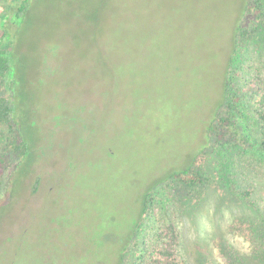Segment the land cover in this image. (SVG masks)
<instances>
[{
	"label": "rangeland",
	"instance_id": "374dc122",
	"mask_svg": "<svg viewBox=\"0 0 264 264\" xmlns=\"http://www.w3.org/2000/svg\"><path fill=\"white\" fill-rule=\"evenodd\" d=\"M52 1L34 2L14 54L37 85L24 129L33 165L25 183L17 176L13 200L0 209V264H113L146 190L202 142L197 124L217 100L228 59L220 56L236 20L245 33L238 38L240 65L249 67L252 81L264 77V42L254 39L264 28V0H250L240 18L243 0ZM42 8L47 13L37 12ZM244 93L234 96L235 107ZM212 140L211 149L225 147ZM250 146L240 151L236 201L223 193L221 169L212 170L207 157L213 182L197 191L160 186L151 194L149 219L173 222L192 244L201 231L186 211L207 201L203 222L218 259L229 264L225 247L232 244L264 263V239L249 247L252 227L244 217L264 218V155L256 159ZM246 188L262 200L255 210L245 203ZM139 231L143 240L144 224Z\"/></svg>",
	"mask_w": 264,
	"mask_h": 264
},
{
	"label": "trees",
	"instance_id": "16d2710c",
	"mask_svg": "<svg viewBox=\"0 0 264 264\" xmlns=\"http://www.w3.org/2000/svg\"><path fill=\"white\" fill-rule=\"evenodd\" d=\"M4 1H0V141L6 145L0 148V209H4L3 204L7 199L13 200L12 186L17 176L19 175L25 183L27 173L33 165L29 163L33 152L30 139L27 138L24 129L26 122L31 119L32 111L30 112L31 107L28 104L30 96L32 93H37V85L30 80L31 74L25 68L26 66L16 64L14 60V54L21 44L19 30L23 23L33 15L32 6L36 0ZM251 6L250 0H243L238 18L245 14ZM37 12L47 13L43 8L42 10L37 9ZM238 25L239 22L236 20L230 38L225 41L229 45L222 49L223 53L221 52L220 57L226 58L227 56L228 59L223 69V77L218 78L219 81H217L219 84L217 100H210L208 114L203 112L204 119L202 123L197 124L203 133L202 142H199L200 145L195 147L188 159L182 156L178 167L170 168L158 180L155 179L146 190L132 234L117 252V259L113 264H212L213 262L223 264L215 255L216 248L212 245V237L209 238L205 230L203 216L210 211L207 201L199 205L195 202L193 205H189V202L186 204L189 205L186 214L192 217L196 228L201 231L200 239L191 244L181 238V232L173 222L169 225L166 222L163 225L154 219H149L152 213L150 212V198L154 191L168 182L185 189L194 187L195 191L201 186L211 184L214 178L209 174L210 170L206 164L207 157H210L215 162L212 170L221 169L223 178L221 184L226 188L223 193L230 195V199L234 197L236 201L237 194L241 190L237 184V177L241 171V165L238 164V160L241 161L242 158L240 151L246 148V144H251L247 151L251 148L255 150L256 159L257 153L259 156L264 155V132L262 133L264 126H261L264 123V77L258 73L254 76L257 80L252 81V74L248 77L251 73L249 67L240 65L238 38L245 33H240ZM254 36L255 40L264 42V28H260ZM24 48L22 44L21 49ZM237 74L243 75L246 79L233 78ZM238 92L245 93L242 95L241 104L238 105L236 102L238 106L235 107L233 99ZM248 93H250L249 96ZM248 109L257 112L258 115L251 113V116H248L245 112ZM240 116L243 117L242 120H239ZM213 135L218 139L219 144L225 147H219L218 150L211 149L217 145L213 144ZM255 141L258 143L257 147ZM216 183L218 184V180ZM40 184L41 181L38 178L34 183L35 190ZM255 191V188L252 190L246 188L244 191L247 198L245 203L252 206V210H255L256 205L262 202L257 199L260 196H257ZM199 193L195 194L194 199ZM202 210H205L203 215H201ZM250 216L249 212L244 216L252 227L247 233L249 247L251 241L254 242L253 240L261 237L264 239V218L256 216L249 219ZM244 223L241 222L240 229ZM143 224L146 233L144 231L145 238L142 240L139 230ZM162 225L166 227L162 229ZM237 228L238 225H234L232 229L238 230ZM257 249V247L252 248V252ZM225 250H227L226 255L230 253L229 264H257L250 250L239 252L232 244L226 245ZM134 253L140 256L137 255L132 262L130 257Z\"/></svg>",
	"mask_w": 264,
	"mask_h": 264
}]
</instances>
